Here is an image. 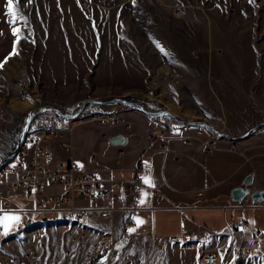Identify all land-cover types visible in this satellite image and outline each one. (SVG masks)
I'll return each mask as SVG.
<instances>
[{
	"label": "rangeland",
	"instance_id": "374dc122",
	"mask_svg": "<svg viewBox=\"0 0 264 264\" xmlns=\"http://www.w3.org/2000/svg\"><path fill=\"white\" fill-rule=\"evenodd\" d=\"M13 4L15 23L7 0H0V161L14 150L30 112L48 105L70 114L88 99L129 98L232 136L264 121V0ZM128 112L149 118L124 106H87L64 140L73 145L81 126L130 131L133 122L105 123ZM227 258L218 264H237Z\"/></svg>",
	"mask_w": 264,
	"mask_h": 264
},
{
	"label": "crops",
	"instance_id": "0c3cea01",
	"mask_svg": "<svg viewBox=\"0 0 264 264\" xmlns=\"http://www.w3.org/2000/svg\"><path fill=\"white\" fill-rule=\"evenodd\" d=\"M125 115L124 122H133L130 131L113 127L99 133L81 126L73 133L72 150H63L55 137L46 142L56 159H74L77 174L91 172L105 188V195L95 204L98 211L89 212L87 220L75 223L68 212L33 213L32 199L5 186L0 216L15 215L20 221L3 233L0 264H76L107 234L115 239L113 264H202L201 257L208 254L222 261L228 255L227 261L237 264H264V240L251 230L264 232V202L251 201L244 207L231 197L249 175L254 176L251 190L264 191V130L235 143L210 134L197 137L192 128H164L163 122L130 112ZM118 134L127 137L126 145L110 146L109 138ZM209 141H215V147L207 148ZM27 148L33 151L34 143ZM140 163L144 166L141 175ZM2 178L11 181L15 176L7 173ZM63 191L61 183H45L41 196L56 200ZM7 202L11 203L9 211H5ZM74 205L90 208L92 203L77 198ZM105 208L115 210L110 221L101 216ZM31 213L34 226L18 232ZM45 217L50 221H41ZM244 223L249 229L235 234ZM78 232L87 235L89 243L73 244ZM175 236L179 242L170 241ZM240 247L247 249L243 256L237 254ZM104 261L101 254L94 264Z\"/></svg>",
	"mask_w": 264,
	"mask_h": 264
},
{
	"label": "built area",
	"instance_id": "2783aa9c",
	"mask_svg": "<svg viewBox=\"0 0 264 264\" xmlns=\"http://www.w3.org/2000/svg\"><path fill=\"white\" fill-rule=\"evenodd\" d=\"M108 119V120H107ZM105 123L115 122L117 125L125 124L121 118L108 117ZM76 122L71 120L49 119L39 120L36 119L28 133L27 142L20 150L15 160L10 163L9 168L0 170V196L5 191V186L8 185L12 189H15L28 198L33 200L35 204L32 212L39 214H46L50 211L57 213L68 212L71 214V218L77 219L78 222L87 220L89 212L98 211L95 204L105 195L106 190L101 185L99 179L95 174L86 172L83 174H77L79 166L74 159L69 162L56 159L53 152L46 146V142L49 138L55 137L61 140V148L63 150H72V143L64 140V135L71 132L75 127ZM130 129L131 126L127 125ZM197 137L204 138L208 134L202 128H194ZM215 137V136H214ZM216 138V137H215ZM215 140V139H214ZM34 143L35 148L33 151L27 148L29 143ZM215 147V141L207 142V148L211 149ZM93 156V159H97L98 156ZM138 174H142L144 166L140 163L137 167ZM11 174L15 176L14 180L3 181L2 176L4 174ZM45 183L55 184L61 183L64 185V191L62 195L56 199L51 200L46 197H42L41 193ZM128 189L125 188L124 192ZM77 198L88 199L92 206L90 208H77L74 202ZM251 203L248 197L244 201V207H248ZM11 206L10 202L6 203V210L9 211ZM254 210V208H253ZM114 209L105 208L101 212L102 218L111 220L114 215ZM33 213H31L28 219L18 227L24 228L26 225H31L34 222ZM41 221H50L47 217ZM249 229L248 224L244 223L238 225L235 229V234L238 232H245ZM260 239L264 240V232H256L254 228L251 229ZM4 229L0 226V238H4ZM38 238H42V235H38ZM171 242H179V237H172ZM72 243L75 245H84L89 243L87 235L80 234L79 232L73 238ZM115 239L112 234H107L96 242L95 250L87 253L85 258L77 264H94V262L104 254L105 261L102 264H113V255ZM247 249L240 247L237 250V254L243 256ZM30 257V256H28ZM219 257L214 254H208L201 257L203 264H217Z\"/></svg>",
	"mask_w": 264,
	"mask_h": 264
},
{
	"label": "water",
	"instance_id": "95a60500",
	"mask_svg": "<svg viewBox=\"0 0 264 264\" xmlns=\"http://www.w3.org/2000/svg\"><path fill=\"white\" fill-rule=\"evenodd\" d=\"M87 106H99V107H117V106H124L128 107L137 113H140L142 115H145L149 118L153 119H162L167 118L170 119L173 123L187 126V127H193V128H203L206 129L213 134H215L218 138L228 140L231 142H243L247 139H249L251 136H253L256 132L264 129V121L260 122L253 128H251L249 131L244 133L240 136H232L228 133H225L219 129H217L214 125L203 121V120H189L185 118H181L180 116L174 114L169 109H160V110H151L144 106L143 104L134 101L129 98H116L112 100H97V99H88L83 101L79 107L72 113L68 114L64 111L60 110L57 107L54 106H44L38 109H35L30 112L28 119L26 121L25 127L23 128L22 132L20 133L18 142L14 148V150L5 158H3L0 161V169L10 162H12L18 152L24 147L29 130L33 124V122L39 118L42 114L45 113H53L57 115L59 118L63 120H75L79 118L82 113L84 112L85 108ZM127 143V137L124 134H118L115 136H112L108 140V144L112 147H124ZM254 176L249 175L244 180L241 187L234 188L231 192L232 201L234 203H242L246 198H250L251 201L254 204H260L264 202V191L257 190L252 191L251 188L253 186Z\"/></svg>",
	"mask_w": 264,
	"mask_h": 264
},
{
	"label": "snow or ice",
	"instance_id": "6c2138e0",
	"mask_svg": "<svg viewBox=\"0 0 264 264\" xmlns=\"http://www.w3.org/2000/svg\"><path fill=\"white\" fill-rule=\"evenodd\" d=\"M28 2H31V0H28ZM250 2H251V0H250ZM17 3H18V0H17ZM7 6H8L9 15H11L13 17L12 23H15V20H16L18 13H17L16 8L14 7L13 0H7ZM21 18L23 19V17H21ZM18 31H19L18 29L14 28L13 34L18 36ZM144 182L146 184L151 185V181L148 178H144ZM144 195L147 196V193H145ZM142 203H143V201H142ZM19 221H20L19 216L8 215V214L0 216V226L3 227L5 233H7L9 231L11 226L19 223ZM137 223H143V221L137 220ZM129 231H134V229H130Z\"/></svg>",
	"mask_w": 264,
	"mask_h": 264
},
{
	"label": "trees",
	"instance_id": "16d2710c",
	"mask_svg": "<svg viewBox=\"0 0 264 264\" xmlns=\"http://www.w3.org/2000/svg\"><path fill=\"white\" fill-rule=\"evenodd\" d=\"M40 118H44V119H48V118H51V119H59V117L57 116V115H55V114H50V113H46V114H43V115H41L40 116ZM175 124V126H178V127H186V126H182V125H179V124H176V123H174Z\"/></svg>",
	"mask_w": 264,
	"mask_h": 264
},
{
	"label": "bare ground",
	"instance_id": "6f19581e",
	"mask_svg": "<svg viewBox=\"0 0 264 264\" xmlns=\"http://www.w3.org/2000/svg\"><path fill=\"white\" fill-rule=\"evenodd\" d=\"M74 126L76 127V124H75ZM131 128H132V126H131ZM191 128H193V127H191ZM195 128H196V127H195ZM202 129H203V128H202ZM27 137H28V136H27ZM227 141H228V140H227ZM26 142H27V139H26ZM26 142H25V143H26ZM19 152H20V151H19ZM19 152H18V153H19ZM17 155H18V154H17ZM17 155H16V156H17ZM15 158H16V157H15ZM14 160H15V159H14ZM10 163H11V162H10ZM10 163H9V164H10ZM9 164H7L6 166L2 167L0 170L6 168ZM246 199H247V198H246ZM244 201H245V200H244ZM244 201H243L242 203H244ZM72 219H73V218H72ZM73 221H74L75 223H80V222L77 221V219H73ZM33 224H34V222L31 223V225H26V226L31 227Z\"/></svg>",
	"mask_w": 264,
	"mask_h": 264
}]
</instances>
